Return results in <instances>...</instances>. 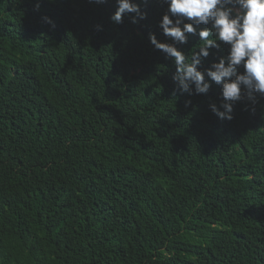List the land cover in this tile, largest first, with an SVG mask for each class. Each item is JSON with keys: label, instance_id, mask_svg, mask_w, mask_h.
Masks as SVG:
<instances>
[{"label": "trees", "instance_id": "1", "mask_svg": "<svg viewBox=\"0 0 264 264\" xmlns=\"http://www.w3.org/2000/svg\"><path fill=\"white\" fill-rule=\"evenodd\" d=\"M134 2L0 0V264H264V98L180 93Z\"/></svg>", "mask_w": 264, "mask_h": 264}, {"label": "clouds", "instance_id": "2", "mask_svg": "<svg viewBox=\"0 0 264 264\" xmlns=\"http://www.w3.org/2000/svg\"><path fill=\"white\" fill-rule=\"evenodd\" d=\"M92 2L101 4L105 0ZM162 2L167 8L158 26L171 42H161L151 33L149 42L172 61L175 67L172 80L180 93L207 94L209 80L219 85L222 101L219 107L215 103L209 107L221 120L233 119V105L242 98L253 103L257 96L264 98V0ZM125 15H129L133 24L146 18L134 0H115L110 21L120 24ZM189 34L198 36L199 43L185 53L177 45L186 44ZM222 45L227 46L226 57H220L201 71L202 60L210 55V49Z\"/></svg>", "mask_w": 264, "mask_h": 264}]
</instances>
